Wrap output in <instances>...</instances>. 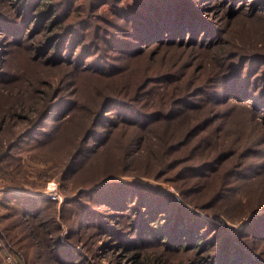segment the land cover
Returning <instances> with one entry per match:
<instances>
[{
	"label": "trees",
	"instance_id": "obj_1",
	"mask_svg": "<svg viewBox=\"0 0 264 264\" xmlns=\"http://www.w3.org/2000/svg\"><path fill=\"white\" fill-rule=\"evenodd\" d=\"M171 1L173 3L169 2V0L146 1L145 6L148 8V12L138 14H143V18L118 16L119 19L124 20V25H129L131 35L135 40L134 42L131 40H114L115 43L111 49L119 51L120 44L118 42H123L127 46L122 51L134 56L141 52L150 42H158V44L169 42L163 38L156 40L157 37L163 35L162 33H172L175 39L178 40L171 41H177L178 43L181 41L182 44H186L185 40H181L182 38L185 39L193 35L194 40L192 42L204 45L207 47V50L211 51L210 58L209 56L207 57L208 60L213 59L212 62L202 60L199 63L203 69L200 76H196L199 82L194 80L195 77L192 79L191 76L183 75L180 70L169 71L161 76L159 75L158 83L165 87L157 88L155 90L156 95L152 98L154 101L158 99L156 106L161 107L158 111L147 110L148 106L139 104L138 100L135 99L142 96L143 98L151 96V92L154 89L149 90L150 94H146V91H148L147 87L153 85V81L157 82L156 79L153 80L147 77L144 79L145 81L129 90L126 89L124 84L113 81L111 77L105 79L102 78L103 75L91 74L89 76L91 77L90 79L110 80L109 85L103 89L112 91L114 95L106 97L103 103L101 101L96 105L95 109L97 110H94V112H98L100 109L98 116L95 119L91 116V119L88 120V128L81 137V146L77 148L71 155V158L69 157L62 166V169H64L63 178L66 179L67 176L77 170V162L82 157H89L96 151V147L99 145L97 143H101L103 140L99 128L104 121L107 120L114 123L115 121L117 122V117L119 116L120 119H129L132 120L130 123L141 126V132L136 128H122L119 133L120 136L116 138L117 144L129 140L125 145L127 149L131 148V144L136 145L137 149L144 148V151L146 149L152 161L154 159H157V161L153 162V164H148L140 172L154 176L155 178L159 177L160 174L161 177L167 176L180 190V194L186 197L184 199L194 206L195 209L189 208L163 189L139 186L130 181L113 180L122 174H120V171L111 170L103 173L97 180H88L85 184H90L89 187L80 189L76 196L70 197L63 202L61 208L63 211L66 210V205L73 203H80L81 208L76 224L72 226L67 235L68 240L73 243V235L71 233H76L79 229L80 233H83L82 231L94 225L90 219L95 214L100 219V216L104 214L102 208L106 205V209L113 217L127 218L128 226L136 234L134 242L137 248L133 252H131L130 246L118 242L130 254L129 258H131L130 263L132 264H170L167 257L164 258V252L171 253L174 249L189 250L193 248V251L198 254L200 251L210 250L213 246L211 243L212 236L218 235H221L220 238L223 237L224 242H221L222 245L218 248L217 252L223 251L224 253L219 257L217 264H259L255 260L264 261V257L259 248L256 250L255 243L264 241V211L263 213L253 215L247 220L244 229H240L237 233L230 232L233 229L230 226L215 224L211 219L205 218L209 214H212L216 216L215 218L224 215L229 220H233V218H236L240 214L238 211L234 212L229 204L233 199L243 202L242 196L247 192L241 189L246 182L238 186L240 183L239 179L243 180L246 177L248 170L252 167V164H248L246 161L254 157L255 154L246 147L228 144L227 139L224 137H210L211 135H215V131L211 126L217 119L216 111L218 106H212L213 109L207 112L205 119L201 122L198 120L195 122L187 121L189 114L184 115L185 108L182 107H187L190 98L197 95H204L211 103L220 104L225 100L229 101V96L240 87L241 79H245V83L253 79L252 82L255 84L260 74H255L254 76L256 77L251 78L253 64L249 63L253 62L254 65L259 63L260 59L264 58V52L257 51L247 55L236 52L229 54L228 52L230 51L227 50V47L220 43L222 40L213 38V35L220 36V32L223 34L226 32L221 31L215 23V26H213V21L206 18L204 12L206 10L211 11V9L216 12L214 10L217 8L216 4L228 1L229 5L232 4L234 11L246 9L247 6L252 5L254 9L250 10L249 14L254 13L256 15L264 10V0ZM204 1H209V5L204 4ZM10 2L16 6L15 11L11 15L0 11V30L3 33L2 37H7L4 43H0L1 45L11 43L7 46L8 56L11 58L12 53H14V49L8 48L13 44L21 49L26 48L28 52H31L34 56L37 55L40 59L45 58L53 64L60 63V74H63L64 77L63 87H71L67 91V94L61 97L60 100L62 102H58L57 104L55 102V104L51 105L57 99V92L54 94L55 96H48L46 94L47 98L43 95L42 99H46L43 104L48 105L47 108L43 110L39 108L38 114L33 118L27 116L28 123L23 127L14 125L17 127L15 130H13L14 128H10V124L8 125L6 120H13L18 111L31 115L36 102H33L31 106H27L23 100L7 103L4 100L0 101V108L4 111V113H0L2 115L0 116V161L11 158L12 153L10 150L22 143H28L29 140L35 141V143L31 145V150L28 153L32 154L31 157L33 159H39L37 158L38 156L44 155L41 152L45 153L48 151L47 143L49 140L44 139V137L49 135V133L42 128L46 126L47 121H56L63 115L62 118H64L68 113L70 115L73 109L77 111L83 109L86 115H90L92 111V108L86 106L85 101L80 99L77 87L69 84L71 75L69 77L68 73L71 71V66L77 68L79 72L81 70L84 72V68H89L90 70H98L102 74L109 67L117 69L118 67L108 64L111 59L110 61L108 59L103 61L104 54L99 55L97 54L98 52H92L91 47L93 46L94 48V45L90 44V42L87 43L88 41L86 42L85 36L81 39L80 33L82 31H86L87 33L89 28L92 27L90 19H85L83 16L79 24L69 23L60 26L61 31L54 30L53 27L59 21L64 22L66 20L70 12V6L74 4V0H11ZM187 4L190 5L187 6ZM40 23L41 25L44 23L41 26L44 36L43 40H34L31 44L23 42L28 34L32 35L34 31L37 32L36 29L40 26ZM116 25H119V23L117 22ZM210 27H212L211 30ZM186 30H189V32H185ZM185 33L187 34L186 37ZM204 33L208 35L206 40H196L198 38L197 34ZM183 35L184 37L179 39ZM36 36L37 33L32 37L36 39ZM226 37L227 40L229 36L226 34ZM140 43H143V46L136 50L137 44ZM214 43L220 44L212 46ZM210 47L212 48L209 49ZM151 56L152 53L148 54L147 64L143 69V76L147 73V66L154 62L153 57L149 61ZM56 67L58 68V66ZM0 72L2 73L0 74L1 98L5 90L1 91L4 88L2 85L13 74L11 70L7 69L5 71L3 68H0ZM104 75L108 74L105 73ZM217 81H222V84L216 87ZM140 86L142 89L139 91ZM123 88L124 90H122ZM170 88H172L171 91ZM224 89L228 90L224 94L225 97L222 94ZM259 93L253 95L250 100L258 111L257 114L260 115L262 112V116L264 117V88ZM238 96L246 97L241 94ZM247 97L249 98V96ZM67 98H70L67 101L70 106L59 115L58 112L67 103L65 102ZM115 104L121 106L119 113L124 112L123 115L117 113L116 109L112 108ZM84 107L87 109L85 110ZM74 110L72 113H75ZM112 110H115L117 113L114 117L106 114ZM72 116L73 114H71ZM153 122L155 123V127H150ZM181 123H184V128L182 132H177L175 128ZM160 125L163 126L162 129H158ZM122 133H125L126 138L123 136L121 140ZM203 133L206 135L203 136ZM109 134L110 131H106L104 138L109 136ZM152 135L155 137L159 136L162 139V144L159 148L153 149L151 147L152 140L151 138L148 139V136L152 137ZM19 160L15 158L13 159L15 162H8L5 165L8 171L3 170L4 166L0 168L2 176L10 182L16 179L14 175L16 172L13 169L19 168ZM36 171L39 173V170L36 169ZM85 197L93 198L92 204L97 205L99 209H91L87 203L82 202ZM24 199H29L31 202L27 204ZM47 199L45 201V199L40 200L37 197L30 198L29 195L11 196L5 198L0 203L2 205H11L10 207L14 208L16 207L15 205L23 207H20L22 209L18 211V217L21 216L20 222L22 225H28V231H26V228H22L21 239L29 240L25 244L27 248L30 245L37 247L32 254L33 259L37 258L36 254L39 253L43 258V264H80L81 260L79 262L75 260L77 258H75L73 250L69 247L63 248L64 245L60 241V235L56 234L55 228L58 226H54L56 224V217L51 213L46 218L43 215L44 208L56 202L52 197H48ZM200 210L208 215L202 216L199 213ZM251 210L253 212L264 210V204L258 206L256 204L251 209L248 208L244 214L247 215ZM127 211H130L131 214H126ZM162 213L164 214L162 215ZM166 213H168L167 216L165 215ZM61 217L67 220L65 214H61ZM115 223L114 234L121 235L120 239L122 240L128 239L126 237L127 225L121 224V222ZM55 247H58L60 252ZM26 254L30 257L28 250H26ZM214 260V255L210 259L207 256H202V258L195 261H189L188 264H196L198 262L205 264L204 262L209 263ZM35 263L37 262L35 261Z\"/></svg>",
	"mask_w": 264,
	"mask_h": 264
},
{
	"label": "rangeland",
	"instance_id": "obj_2",
	"mask_svg": "<svg viewBox=\"0 0 264 264\" xmlns=\"http://www.w3.org/2000/svg\"><path fill=\"white\" fill-rule=\"evenodd\" d=\"M10 1L11 0H0V11L11 15L12 12L15 11L16 6ZM146 1L152 0H74V4L70 6V12L68 13L69 15L66 20L64 22L59 21L58 24L53 27L54 30L56 29L59 31L60 26L69 23L79 24L83 16L85 19H90L92 27L89 28L87 33L86 31L80 33L81 39L85 36L86 42L88 41L87 43L90 42V44L94 45V48L93 46L91 47L92 52H98L97 54L99 55L104 54L103 61H105V59L110 61L111 59L108 64H113L114 66H117L118 69L109 67L103 71L104 74L106 73L108 75H104L101 72H98V70H90L89 68H84V72L83 70L79 72L77 68L71 66V71L68 73L69 77L71 75L69 78V80H71L69 84H73L77 87L80 99L85 101L86 106L92 108L90 115H86L83 109H79L78 111L73 109L75 113H72L73 110L71 111V114H73L72 117L71 114L69 115L68 113L64 118H62L63 115L56 121H47L46 123L49 125L46 124V126H43L42 128L49 133V135L44 137V139L49 140L47 143L48 151L45 153L41 152L44 155L38 156L37 158L39 159H33V157H31L32 154L28 153V151L31 150V145L35 143V141L32 142L29 140L28 143H22L11 149V158H7L5 161H0V168H2L1 166H4L3 170L8 171L5 165L8 162H15L13 161L15 158L20 159L19 168L13 169V171L16 172V174H14L16 179H13V182L8 181L0 172L2 184L10 187L15 193L19 194L14 196L29 195L30 198L37 197L40 200L45 199L46 201L48 200L47 195L53 197L56 192H59L61 198L53 197L56 202H53L49 207L44 208L42 213L45 218L50 213L56 217V224L54 226H58L55 228L57 232L56 234L60 235V241L64 245L63 248L69 247L73 250L74 256L77 258L75 260L78 262L81 260L79 262L80 264H132L130 263V254L127 253L119 243L130 246L131 252L137 248V245L134 242L136 234L132 228L128 226L127 218L122 219L113 217V215H111L106 209V205L102 208L104 214L100 216V219L96 214L90 219L94 225L82 231L83 233H80V229L76 231V233H71V235H73V243L68 240L67 235L72 226L76 224L81 208L80 203H73L71 205H66V210L63 211L61 209L62 204L70 197L76 196L80 189L89 187L90 184H85L88 180H97L107 171H120V174L122 175L113 180L125 182L130 181L139 186L163 189L165 192L172 194L176 199H179L189 208L195 209L194 206L185 200L186 197L180 194V190L167 178V176L161 177L160 174L159 177L155 178L154 176H149L140 172V170H142V168L145 169L148 164H153V162L157 161V159L152 161L146 149L145 151L144 148L137 149L136 145L134 146L133 144H131L130 149H127L125 145L129 140L117 144L116 138L120 136L119 133L122 128H136L141 132V126L130 123L132 120H127L125 118L120 119L119 116L117 117V122L115 121L113 123L107 120L104 121L99 128L103 140L101 143H97L99 145L96 147V151L89 157H82L77 162V170L70 175L68 174L69 176H67L66 179L63 178L64 169H62V166L69 157L71 158V155L77 150V148L81 146V137L88 128V120L91 119V116H93L94 119L98 116L100 109L98 112H94V110H97L95 109L96 105L101 101L103 103V100L106 97L114 95L112 94V91L103 89L109 85L110 81L105 79L111 77L113 81H118L124 84L126 89L129 90L142 81H145L144 79L147 77L152 78L153 80L156 79L157 82L153 81V85L147 87L148 91H146V94H150L149 90L154 89L151 92V96L149 95L144 98L142 96L135 99L138 100L139 104L146 107L148 106L147 110L158 111L161 108L156 106L158 99L154 101L152 98L156 95L155 90L157 88L165 87L158 83V78L161 75L169 71L180 70L183 75L191 76L192 79L195 77L194 80L199 82L196 76H200L203 72L202 65H199V63L202 60L206 62H212L213 60H208L207 56L210 58L211 51L207 50V47L192 42V40H194L193 35H190L185 39L182 38L184 35L185 37L187 36L186 33L179 37V39L182 38L181 40H185L186 44H182L181 41L180 43L177 41L172 42L171 40H178L175 39L172 33H162L163 35L157 37L156 40L163 38L169 42H162L161 44H158V42H150L141 52L134 56L122 51L123 48H126L127 46V44L123 42H118V44H120L119 51L111 49L114 46V40H131L134 42L135 39L131 35V28L129 25H124V20L119 19L118 16H136L143 18V14H138L148 12V8L145 6L147 3ZM169 2L173 3L171 0H169ZM208 2L204 1L203 3L209 5L210 2ZM189 5L190 4H187V6ZM216 7L217 8L214 9L216 12H214L213 9H211V11L206 10L204 16L209 18L210 21H213V26H215V23L221 31L226 32L225 34L220 32V36L213 35V38L222 40L220 43L227 47V50L230 51L228 52L229 54L236 52L245 53L247 55L257 51L264 52V10L256 15L254 13L249 14L250 10L254 9L252 5H249L246 9H237L234 11V9H232V4L229 5L228 1H225L224 3L222 1V3L216 4ZM117 22L119 25H116ZM43 24L44 23H42V25ZM42 25L40 23V26L36 29L37 32L34 31L32 35L28 34L23 42L31 44L34 40H43V31H41ZM211 29L212 27H210V30ZM185 32H189V30H186ZM35 33H37L36 39L32 37ZM2 34L3 33L0 30V42L4 43V41L7 40V37H2ZM226 34L229 36L227 40ZM197 35L200 39L197 38L196 40H206L208 36L205 33ZM220 43H214L212 46ZM8 44L1 45L0 43V68H3L5 71L7 69L11 70L13 76L2 85L4 88H2L1 91L5 90L0 101L4 100L5 103H7L15 102V100H23L27 106H31L33 105V102H36L31 115L24 113L23 111H18L13 120H6L7 124H10V128H14L13 130H15L18 126L23 127L28 123V117L33 118L38 114L39 108L40 110L47 108L48 105L43 104L46 100L42 99L43 95L47 98L46 94H48V96H53L57 92V99L53 101L51 105L55 104V102L57 104L58 102H62L60 100L61 97L65 96L71 87H63L64 77L63 74H60V63L53 64L45 58L40 59L37 55L34 56L31 52H28L26 48L21 49L13 44L8 47L9 49H14V53H12L10 58L7 53ZM141 46H143V43L137 44L136 50ZM211 48L212 47L209 49ZM150 53H152V56L149 61L153 57L154 62L147 66V73L143 76V69L147 64L148 54ZM249 64H253L251 78L256 77L254 76L255 74H260V76L256 79L255 84L252 82L253 79H250L248 83H245V79H241L240 87L235 93L230 95L231 97L229 96V101L225 100L220 104L211 103L204 97V95H197L190 98L187 107H182L185 108L183 114H189L187 121L195 122L198 120L201 122L205 119L207 112L213 109L212 106H218L216 111L217 119L211 126L215 131V135H211L210 137H224L227 139L228 144L232 146L246 147L255 154L254 157L247 159L246 161L248 164H252L246 177L243 180L239 179L240 183L238 186L246 182L241 189L246 190L247 192L242 196L243 202H239L238 199H233L229 204L234 212L238 211L240 214L236 218H233V220H229L224 215L215 218L216 216H213L212 214L206 216L208 214L202 210L199 212L202 216H206L205 218L211 219L215 224L232 227L233 229H231L230 232L234 233H237L240 229H244L247 220L253 215L263 213L264 211L257 210L253 212V209L251 212L249 211L247 215L244 214L247 212L248 208L251 209L256 204L257 206L264 204V117L262 116V112L260 113L261 116L257 114L258 111L254 108L250 100L253 95L259 93V91H262L264 88V58L260 59V62L256 65H254L253 62H250ZM56 66H58V68ZM0 74L2 73L0 72ZM91 74L103 75L102 78L105 79H90L91 77L89 76ZM217 83L216 87L220 86L222 81H217ZM124 88L122 90H124ZM141 89L140 86L139 91ZM171 90L172 88H170V91ZM227 91V89L222 91L223 97H225L224 94ZM239 94L246 97H240L238 96ZM247 96H249V98ZM69 99L67 98L65 102ZM115 105L112 108L116 109V112L119 113V108L121 106L117 104ZM69 106L68 102L64 104L58 112L59 115H61L64 110L66 111V108ZM36 108H38L37 111ZM84 109L86 110L87 108L84 107ZM0 110H2V108H0ZM116 112L115 110H112L106 114L114 117L117 114ZM0 113H4V111L2 110ZM119 114L123 115L124 112H120ZM0 116L2 115L0 114ZM7 124L5 123V125ZM150 127H155V123L153 122ZM162 128V125L158 127V129ZM183 128L184 123H181L175 129H177V132H182ZM106 131H110V134L104 138ZM205 135L206 134L203 133V136ZM123 136L125 137V133L121 134V140L123 139ZM149 138L152 140L151 147L153 149L161 146L162 139H160L159 136L155 137L152 135V137L148 136V139ZM127 165L129 166L127 167ZM36 169L39 170V173ZM4 199L5 198H1L0 202ZM24 200L27 204L31 202L29 199ZM82 202L87 203L91 209H99L97 205L92 204L93 198L85 197ZM10 206L11 205H2L0 203V264H43V258L39 253L36 254L37 258H32V254L37 247L30 245V247L27 248L25 244H27L29 240L21 239L22 228L24 227L26 228V231H28V225H22L20 222L21 216L18 217V211L23 207L20 206L22 207L20 208L15 205L16 207L14 208ZM61 214H65L67 220H64L61 217ZM126 214L130 215L131 212L127 211ZM163 214L164 213H162V215ZM167 214L168 213L165 215L167 216ZM115 222H121V224L127 225L126 237H128V239L122 240L120 239L121 235L114 234ZM212 237L213 239L211 243L213 246L210 250L200 251L196 254L195 251H193V248H190L189 250L174 249L171 253L164 252L163 256L164 258L167 257L170 264H180L185 262L188 264L189 261H195L202 258V256H207V258L210 259L211 256L214 255L215 260L213 262L204 263L217 264L219 257L224 253L223 251L217 252L218 248H220L224 242V239H222L223 237L220 238L221 235ZM216 240L218 241L216 242ZM255 246L256 250L259 248L264 257V241L262 240L255 243ZM55 248L60 252L58 247ZM26 250L29 251L30 257L27 256ZM9 255L13 259L12 262L8 261ZM35 261L37 263H35ZM255 261L259 264L264 263L262 260ZM196 264L201 263L198 262Z\"/></svg>",
	"mask_w": 264,
	"mask_h": 264
},
{
	"label": "built area",
	"instance_id": "obj_3",
	"mask_svg": "<svg viewBox=\"0 0 264 264\" xmlns=\"http://www.w3.org/2000/svg\"><path fill=\"white\" fill-rule=\"evenodd\" d=\"M15 194H18V193H15V191L12 190L10 187L4 186L2 184L1 179H0V199L1 198H8V197L14 196ZM47 197H52V196L47 195ZM53 197L60 199L61 198V195L59 194V192H56V194H54ZM12 260H13L12 257L9 255L8 256V261L12 262Z\"/></svg>",
	"mask_w": 264,
	"mask_h": 264
}]
</instances>
